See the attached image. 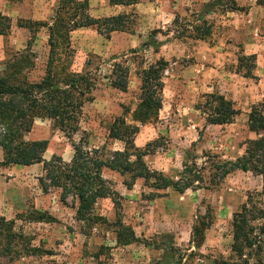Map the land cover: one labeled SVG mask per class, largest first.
Listing matches in <instances>:
<instances>
[{
	"label": "rangeland",
	"instance_id": "obj_1",
	"mask_svg": "<svg viewBox=\"0 0 264 264\" xmlns=\"http://www.w3.org/2000/svg\"><path fill=\"white\" fill-rule=\"evenodd\" d=\"M149 1L153 9L159 8L162 11V19L156 21L158 23L167 19L168 15L164 14L165 9L172 8V11H177L178 19L175 25L168 28L169 36L163 34L165 28L158 34V38L170 40V44L161 48V52L176 53L178 56V49L185 48L191 57L184 58V61H194L195 52L207 50L208 43L219 44L225 40L232 43L236 39L233 46L225 50L233 56L231 59L233 61H229L231 69H235L237 66L235 60L242 54L241 48H244L245 44L242 43L241 38L233 37L231 26L238 24L242 27L250 26L251 23L246 18L253 16L256 18L255 26L260 24L262 32V11L254 4L256 0H242V9L230 13L227 9L231 0ZM205 10L209 11L205 12ZM137 11L135 6L127 9V12L131 14L129 26L133 30H139L144 25V20L140 19ZM200 14L202 20H206V23L210 25L211 30L205 39L206 42L202 45L195 42L190 33V26L197 22ZM30 27L33 33L27 45L29 44L31 49L27 52L25 58L27 67L23 69L22 75L24 74L27 81H38L50 69L54 80L58 82L65 72L71 70L75 59L74 51L65 46V42L60 43V40H57L53 54L49 53V47H34L36 33L43 31L38 24H31ZM168 30L165 32L168 33ZM142 31L146 29L142 27ZM10 35H14V38ZM22 36L23 39L28 38L14 30L3 38L0 49V73L4 71L6 63L12 59L13 55L18 53L16 51L20 44L17 40ZM13 39L17 42L11 45ZM257 51L262 55V48ZM48 56L49 59L45 60ZM89 57L90 63L86 67V72L93 78L95 84L90 94L98 99L92 104L85 103L79 118L80 129L68 136L53 124L52 119L43 118L35 121L30 132H21L14 137L15 142L48 140V147L50 150L53 149L54 155H48L46 160L55 158L53 165L49 166L50 168L43 162L30 165H2L4 149L0 146V188L2 190L0 191V264H221L223 260L247 264L238 259L232 251V216L229 215L228 218V214L222 212L216 196H208L212 192L204 193L203 191V195L201 193L195 195L186 191L181 196L176 193L166 194L156 187V184L164 183L163 177L158 173L154 175L156 179H134L129 172L104 167L101 170V178L104 180L102 188L105 194L97 196L87 210L78 212L80 200L75 187H71L73 183H66L64 178H61L62 171L57 182L51 178L54 166L66 163L63 160L59 162L60 154L66 155L67 146L72 147L73 150V143L79 142L80 139L87 143L85 150L93 149L94 145L99 146L97 156L101 155L105 158L111 155L117 145L107 138H109L108 131L115 114L110 112L106 115L101 111L99 104L104 103L106 106L109 104L108 98L113 99V102L118 104V113H124L127 120H130L131 108L140 96L141 82L136 72H140L155 59L151 49H141L138 52L128 50L121 55L116 63L127 67L129 88L125 94H122L108 86L110 79L107 76L115 61L103 57L106 60L103 62V58L98 55ZM174 59L177 58L174 57ZM244 69L245 67L242 68ZM253 71L255 72L256 68ZM198 102L203 104L205 98L199 99ZM116 104H114L115 107ZM262 105L260 101L256 107L264 113ZM108 106L112 107V105ZM115 107L112 108L115 109ZM204 133L207 134V131ZM158 141L156 140L155 144L148 149L152 150ZM223 154L228 152L224 151ZM223 154L220 149L203 153L192 151L190 158L186 161L191 172L187 171L182 179L186 177L193 179L195 174H200L203 177L202 187L212 189L207 172L216 174L217 180L221 170L216 169V164L222 162ZM183 170L186 171V169ZM76 180L77 185L81 187L83 180ZM131 181L132 185L128 186ZM221 182L222 180L217 184L221 185ZM56 184H67V187L71 189L64 194L62 186ZM98 186H100L98 180L91 185L93 189ZM261 192L260 182L251 181L247 193L252 196V200L257 202L258 206L264 208V195ZM229 193L232 194V192ZM3 194L6 195V197L3 196V200L13 195L10 202L2 201ZM166 196H169V200L165 204ZM41 214L44 218L38 219ZM201 216H205V220L210 221L211 224L205 230L203 243L196 247L190 242V237L194 224H197ZM121 225L133 229L139 241L126 245L117 242L116 235L118 231L120 232ZM249 264H254V260H250Z\"/></svg>",
	"mask_w": 264,
	"mask_h": 264
},
{
	"label": "crops",
	"instance_id": "obj_2",
	"mask_svg": "<svg viewBox=\"0 0 264 264\" xmlns=\"http://www.w3.org/2000/svg\"><path fill=\"white\" fill-rule=\"evenodd\" d=\"M61 1L62 0H0V12L8 16L11 20L10 31L4 35H0V49L2 48L3 38L14 30H16L18 34L28 37L27 39H23L22 36L17 40L20 45L16 52L21 53L27 47L31 49L29 44L27 45L28 40H30V35L33 33L30 26L31 24L41 23L42 25H38L43 32L36 33L33 46L37 48L49 47L50 53V28L60 15L65 18V20H63L65 24H68L67 18L69 13L72 12L71 9H69L68 13L64 10H60ZM75 1H87L85 14L99 20L127 14L131 22V14L127 12V9L134 6L138 9L137 14L140 16L141 20H144V25H142L139 30L130 29L129 22L126 25L127 28L124 30H112L109 33L106 32L104 27L100 28L95 24L79 26L68 31L65 46L72 49L75 54V59L69 71L87 73L86 67L90 63V55H98L102 58L107 57L106 59L116 62L121 58V55L128 50L138 52L141 49H151L155 59L148 65L154 63L157 59H164L166 62L165 69L162 72V81L164 85L161 91V106L157 111L156 118L145 123L135 122L132 119L133 112L136 110L140 98L131 108L130 120H127L124 113H118V104L113 102L111 98H108V105L115 107L114 104H116L115 109L108 105L105 106L104 103L99 104L101 107L100 109L103 113H106V115L110 112L115 114L111 121L112 123L116 118L123 117L126 123H133L138 126V132L133 138V144L137 148H146V153L142 157L146 168L148 171L158 173L168 180L164 184H156L158 190H162L166 194L176 193L178 196H181V194L186 191H190L195 195L199 193L203 195V191L204 193L212 192V194L208 196H216L219 208H222V212L228 214V218L229 215L231 217L233 212L237 211L240 206L246 202L249 196L247 191L250 189L251 181L255 183L260 182V188L263 189L264 181L261 175H256L250 170L245 171L242 169H235L224 175L221 170L216 180V174L207 172L208 181L209 184L212 185V189H204V187H202L201 183L203 177L200 174V177L193 179L191 185L183 189V191L177 190L174 186V182L182 183L184 179H182V177L185 171L183 169L187 166L186 161L190 158L192 151H195V153H199V151L203 153L220 149L221 154L227 151L228 154L222 155L224 158L222 162L216 164V169L218 170L217 167L223 162L235 161L237 158L243 156L246 151L247 141L261 135L256 134V132L249 128V122L252 108L260 101L263 103L262 106L264 107V4L258 3V0L254 1V4L262 11V32L259 27L261 26L260 24L255 26L256 18L253 16L246 18L247 21L251 23L250 26L242 27L239 24L231 26L233 37L241 38L242 43L245 44L243 46L244 48L240 47L242 49V54L240 55H255V66L253 69L256 68V71L254 72L252 69L251 74L246 75L245 69L242 70L244 66L238 69L240 56L235 60V62H237L236 68L231 69L230 61H233L231 60L233 56H231L228 51H225L228 47L233 46V42H235L236 39L233 40V42L231 41L232 43L227 40L219 44L217 42L208 43L207 50L195 52L194 61H184V58L187 59V57H191L187 54L185 48L180 47L178 49V56L176 53L168 54L167 52H161V48L167 47L170 40H161L158 38V34L161 33V30L165 28L168 30L169 27L175 25L176 19H178L177 11H172V8L165 9L164 14L166 13V15H168L167 19L162 22L159 21L158 23L156 21L160 18L162 19V11L159 8L153 9L150 6L152 3H150L149 0H136V2L132 4L111 3L110 0ZM241 1L242 0H234L238 8L227 9V12L230 13L241 10L243 3H241ZM81 15V13H78L76 18H82ZM19 21H24L26 23L22 24V22L19 23ZM196 21L197 22L190 26V33H192L191 37L193 40L202 45L206 42L205 39L209 35L205 39L194 37L197 31L196 27L201 24L199 19ZM16 22L18 23L16 24ZM142 27H144L146 31L143 32ZM165 31L163 34L169 36L168 34L170 31L168 30V33ZM13 36L14 35H10L11 38H14ZM12 41L11 43L13 44L11 45L17 42L15 39ZM143 43L148 44L146 47H142ZM181 43L183 44V42ZM261 48L262 55L257 51ZM174 57L177 59H174ZM47 58L49 59V56L46 57L45 60H47ZM35 59H37V57ZM180 59H182V61ZM102 61L106 62L104 58ZM114 63H112V69L107 76V78L110 79L108 86L115 92L117 91L125 94L129 89L128 84L127 89L122 91L114 87L111 83ZM136 74L140 78V72H136ZM214 92L232 101L234 107L238 110L231 121L225 123L208 122V115L203 110V104H200L198 101L201 98H205L207 94ZM90 96L91 99L85 103L91 102L90 104H92L98 99L95 95L92 96V94H90ZM84 105L82 107V112ZM198 106H200V108ZM38 119L43 118H37L36 120ZM204 131H207V134L204 133ZM160 136H164L165 138H157ZM107 139L117 145L112 151L124 150V141L111 137ZM156 140H159L158 143L152 150H149V146L155 144ZM164 145H166V147ZM92 147L98 148L99 146L96 147L93 145ZM66 150H68V152L66 151V155L62 153L59 157L63 161L70 162L74 155V148L72 150V147L67 146ZM52 151L53 149L50 150L47 146L43 154L44 160L47 159L48 155L54 153ZM154 177L155 176L145 178L143 176H136L135 178L151 180ZM221 180V185L217 184ZM0 191H2L1 188ZM229 192H232V194ZM6 193L7 192H5V194ZM5 194L2 195V201H4V203L10 202L9 200H11L13 195L3 200V196L6 197ZM7 195H9V193ZM165 198L166 200L164 203L166 204L168 203L169 196ZM172 199L175 200L174 197H172Z\"/></svg>",
	"mask_w": 264,
	"mask_h": 264
},
{
	"label": "trees",
	"instance_id": "obj_3",
	"mask_svg": "<svg viewBox=\"0 0 264 264\" xmlns=\"http://www.w3.org/2000/svg\"><path fill=\"white\" fill-rule=\"evenodd\" d=\"M110 2L132 4L136 0H110ZM258 3L264 4V0H258ZM86 8L87 1H61L59 9L67 13L71 9L72 12L68 15V24H65L63 21L65 18L60 15L50 28L51 54L55 52L57 40H60V43L66 42L68 31L76 27L95 24L100 28L104 27L106 32L109 33L112 30H124L127 28V23L130 22L127 14L100 20L94 19L85 14ZM237 8L238 6H236L234 0H231L228 9ZM78 13L82 14V18H76ZM199 20L201 24L196 27L197 31L194 37L205 39L210 34V25L206 23V20H202V15ZM37 24L42 25L41 23ZM10 27V18L0 12V35L8 33ZM147 44L143 43L142 47H146ZM28 51L29 47L21 53L13 55L12 59L6 63L4 71L0 73V146L4 149L1 164L30 165L43 162L44 165L50 168L55 158L49 161L43 158L48 140L15 142L14 137L21 132H30L37 118H50L53 120V124L68 136L75 134L80 129L79 118L82 114V107L86 101L91 99L90 91L94 81L87 73L67 71L57 82L54 80L50 69L40 80L27 81L22 73L25 66L27 67L25 58ZM165 66L166 62L160 58L140 71V101L132 115L135 122L145 123L156 118L157 111L161 106V91L164 85L162 72ZM243 66L245 67V74H251L252 68L255 66V55H240L238 69ZM112 74V85L125 91L128 84L127 67L115 62ZM198 107L200 108V106ZM203 108L210 123L229 122L238 112L232 101L225 99L223 95L216 92L205 96ZM249 128L256 134L261 135L247 141L243 156L235 161L223 162L218 166V170H222L224 175L235 169L250 170L256 175H261L264 181V113L256 106L252 108L250 113ZM137 132L138 126L133 123H126L123 117H118L110 125L109 137L124 141L123 151H112L109 157L103 158L101 155H96L99 148L85 150L87 143L80 139L79 142L73 143L74 155L72 160L63 165L54 166L51 178L57 182L62 171L63 177L61 178H64L66 183H73L70 184L71 187H75L77 190L76 194L80 200L78 212L87 210L97 196L105 194L102 188L104 180L101 178V170L104 167L129 172L132 178L136 176L149 178L156 174L148 171L142 159L146 153V148H137L133 144V138ZM58 160L59 162L62 161L60 157ZM188 167H185L184 175L187 171L191 172ZM193 177V179H197L200 175L195 174ZM76 179L83 180L81 187L77 185ZM184 179L182 183L174 182L177 190L183 191L191 185L193 179L189 177ZM95 180L99 181L100 186L93 189L91 185H94ZM163 180L164 183L168 181L164 177ZM56 185L62 186L64 194H67V191L71 189L67 187V184ZM131 185L132 181L128 186ZM261 193L264 195V184ZM41 218H44L42 214L38 219ZM261 220L262 222H259ZM210 224V221L205 220V216H201L197 224H194L190 237V242L194 243V246L197 247L203 243L205 230L209 228ZM231 224L233 239L231 248L233 253L238 259L247 264L250 260H254V264H264V208L258 206L257 202L253 201L252 196L249 195L247 201L237 211L233 212ZM116 240L126 245L139 241V238L133 229L121 225ZM220 263L241 264V262H227L225 260Z\"/></svg>",
	"mask_w": 264,
	"mask_h": 264
}]
</instances>
